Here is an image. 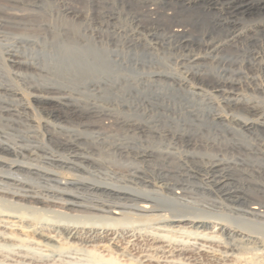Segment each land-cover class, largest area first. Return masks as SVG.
Segmentation results:
<instances>
[{"label":"bare ground","instance_id":"1","mask_svg":"<svg viewBox=\"0 0 264 264\" xmlns=\"http://www.w3.org/2000/svg\"><path fill=\"white\" fill-rule=\"evenodd\" d=\"M18 1L7 0V4H18ZM248 1L238 0L237 3L241 4L238 8L264 10V0H258L254 7H250ZM187 2L142 1L149 8L155 4L164 6L162 11L158 9L172 23L170 34L166 35L170 40L180 38L189 30V23L182 21L185 16L182 9L197 3L192 0ZM65 3L62 1L61 14L66 19L78 20L87 13L78 7H67ZM100 4L98 1L96 5ZM107 8L103 7L104 10ZM113 14L108 10L101 12L99 22H96V15H93L95 19L85 17L84 21L89 25L85 29L89 31L91 53L89 55L88 50L81 51L76 47L75 56L71 58H74V63L86 59L90 64L96 61L111 64L117 68L114 72L124 77V73L120 72L125 65H137V59L130 58L131 52L125 50V44L121 45V49L115 42L116 49L109 46L111 34L115 32L109 30L116 18L112 17ZM150 19L155 20L153 17ZM5 23V19H0V37L5 34L4 29L9 30L7 27L3 29ZM94 24L100 25L96 27ZM114 28L115 36L123 35L128 40L127 31L117 26ZM71 35L74 37V34ZM226 42L221 45H218L220 42L216 43L218 46L211 50L218 53ZM14 45L8 44L4 46V51L0 50V63L3 66H0V70L5 68L6 72V75L0 72V200L3 202L0 222L11 219L10 224L27 232L30 245H43L49 253H40L41 250L35 252L28 242V249L24 244L20 245L23 246L21 248L7 240L10 237L0 229V264H125L117 259L115 262L105 261L87 249L89 246L98 248L103 241H113L110 245L113 246L117 239L130 244V251L120 254L132 261L130 264H264V107L258 98L255 99L257 95L254 98L241 93L244 88L254 93H264V82L243 84L227 80L224 84L213 85V90L221 95H218L221 102L210 91L209 95L203 94V90L191 93L193 97H207L208 103L213 106L217 104L222 112L217 110L219 108L213 109L211 116L213 121L223 123L221 126H195L197 124L190 125V121V124L183 125L185 122L180 124L181 118L177 120L169 116L166 119L175 125L159 126L152 124L154 121L139 119L157 115L154 102L149 97L136 96L151 109L147 106L140 108L141 105L131 107L126 101L127 97L123 106L129 107V110L120 112L119 109L100 105L98 102L104 97L78 92L66 86L67 83L53 81L48 75L43 76L46 79L42 80L44 83H40L37 77L29 76L32 83L27 84L30 85L27 94L35 100V106L32 105L31 100L25 97L26 93H22L15 79L8 74L20 77L17 70L28 68L41 73L47 69L49 75L56 76L55 68H61L62 64L56 65L57 60L54 62L48 58L50 54L29 57ZM197 56L193 50L186 55L192 61L202 58ZM40 58H45L44 63L38 62ZM90 59L92 62H89ZM8 67L16 71L9 69L7 73ZM104 71L110 74L112 68H105ZM42 75L39 74V78ZM104 76L94 81L98 85H107L111 80ZM180 82L186 87L189 84L186 77H180ZM67 88L71 90L69 95H59V91ZM200 110V107H193L183 113L197 115ZM132 114L140 117L134 116V119L130 117ZM46 216L48 218L45 219ZM58 238L65 240L70 249L74 247L75 255L82 253L95 261L71 257L72 252L65 251V245Z\"/></svg>","mask_w":264,"mask_h":264},{"label":"rangeland","instance_id":"2","mask_svg":"<svg viewBox=\"0 0 264 264\" xmlns=\"http://www.w3.org/2000/svg\"><path fill=\"white\" fill-rule=\"evenodd\" d=\"M16 1H18V0H16ZM62 1L67 3V4L65 3L67 7H72V8L78 7L80 9H83L82 11L87 12L85 14H88L89 16L84 14V16L79 18L78 20L77 19H68V18L66 19V18H64V16L62 15L63 13L61 14V12H63L62 11V9H63ZM79 1H81V2H79ZM98 1L101 3L100 5H96L98 3ZM107 1L109 3L106 2V0H68V1L67 0H30V1L29 0H19L18 4L14 3V2L7 4V0H0V17H1L0 19H5L7 21V23H5V25H4L5 27L3 26V29L6 27H7L6 29H9L8 31L4 29L5 34H3L0 37V42H1L0 50L2 49V51H4V49H5L4 46H7L8 44L9 45L15 44L14 46L15 47L17 46L16 47L17 49L19 48L20 51L24 52L29 57H36L37 58L38 55H42V56L47 55L48 56L50 54L48 58L53 59L54 62L57 60L55 62L56 65L62 64L61 68H57V69L55 68L56 76L55 75H53V76L49 75L47 73L48 72L47 69H46V71H44L45 73H43V72L41 73V71H39V70L21 68V69L17 70V73L20 74L21 76L17 77L16 75H14L12 73L10 74L8 72L10 70L16 71V69H12L9 67L6 68L7 73H9L8 76L11 79H13V78L15 79V80L14 79L13 80L16 82L15 84L21 89L22 93L27 94V92H29L28 87L30 85L27 86V84L32 83V79L30 78L31 76L32 77L34 76L35 79L37 77V80L40 83H44V81L46 79H43L44 78L43 76L48 75V76H50L51 79H53V81L57 80V81L65 83V84L67 83L66 86L75 88L78 90V92L81 91L84 93L86 92L85 93L86 95L88 93V95H96V96L98 95L99 97H104V98H101L100 99L101 101L98 102L100 105H102L104 107L107 106L110 109H116V110L119 109L120 112H124V111L129 110V107L123 106V105H125L127 100L129 101L128 103L131 107L132 106L137 107V106L141 105L140 108H142L143 106L144 107L147 106L148 109H151L152 108L151 106L147 105V103L145 104V102L143 104L139 98H136V96L137 97L143 96V97L151 98L152 101L154 102L153 106L156 107L155 112L157 113V115L156 114H153L152 116L147 115V117H149V118H147V117L144 118V117L139 116L140 117L139 118V117H137V115L132 114V115H130V117H132V118L135 116L136 118H139V119L143 118L144 120L147 119L148 121H154L152 124L159 125V126L175 125V123H173L172 121H169V119H166V117L169 116V117H173L177 120H179L181 118L180 124H183L185 122L183 125H188V123L190 124V122H192L190 125L197 124L195 126H201L202 125V127H205L208 125L216 126V124L218 126L223 125V123L218 122V120L213 121L212 116H211V114L214 112V110L219 108V107L217 106V104H214V106H213V104L208 103L209 100L207 99V97H203V96L193 97V96H191V93H194V91L197 92V91L203 90V94L209 95V91H210V94L212 93L211 95L214 97L217 96L215 98H217V100L219 99L218 101L221 102L220 101L221 97L218 98L219 97L218 95H220V94H218L217 92H215L213 90V88H212L213 85L224 84V82H226L227 80L229 82L233 80L232 82L243 83V84H248V83H252V82H253V84H256V83L264 82V10L259 11L254 7V6H256V3L258 0L248 1V3H250V7L251 6L254 7V8H251V11L238 8L241 5L240 3H237L238 0H234V1H230V0H228V1L227 0H220V1L219 0H197V1L192 0V2L194 1L197 3L196 4L197 6L196 5H193L192 7L187 6L186 9H182V11H183L182 13L185 15L184 18H182V21L184 20L185 22L189 23V30L187 31V33L185 35L181 36L180 38H172L171 40L169 38H167L166 35L170 34L169 30H170V25L172 23L170 21H168L167 19H165L161 15L160 10L162 11L161 8L164 7L163 5L161 6L159 4L158 5L155 4V5L151 6L152 8L151 7L149 8V7H147L146 4L142 3L143 0H140V1L139 0H133V1L132 0H130V1L129 0H107ZM153 1L156 2V0H153ZM186 1H188L187 3H189V1H191V0H186ZM137 2H140V3H137ZM41 3H42V5H41ZM83 3H85V5ZM89 3H90V5H89L90 7L88 6ZM6 4H7V6H6ZM10 4H11V6H10ZM33 4L35 5L36 8L34 7ZM105 4H106V6H105ZM108 4H110V6ZM234 4H235V6H234ZM244 4H247V3L245 2ZM26 5H29V6L25 7ZM54 5H55L57 10H55ZM114 5H116V6H114ZM30 6H31V8H28ZM58 6H60V7H58ZM103 7L104 8L109 7L106 10L113 12L114 16H112V17L117 18V19L114 18V20L112 21L113 22L112 26L109 30L110 31L113 30L111 32L115 31L114 33H116V30L114 27L115 26L121 27L120 29H124L125 31H127L126 37H128V40H126L127 38L125 39L123 35H121V36L116 35L115 36V34L113 33V34H111L112 40L110 41L109 46L113 49H116L117 47H115V45L117 44L116 46H118V49L119 48L121 49V45L125 44V46L127 47V48L124 47L125 50L128 49V50H130L129 52H131L129 55L130 58H136L137 59L136 60L137 65H130V64H127V66L125 65L122 72H120V73H124V77L117 75V73L114 72L117 68L115 69V67H112L111 64L103 63V62L101 63L98 61H96V63L94 62V64H92L93 62L91 59L89 60V62L90 61L92 62L91 64L88 63V61L86 59H83V61L81 60L80 62L78 61L79 63L78 62L74 63L73 62L74 60L72 61V59H74V58H71V57L75 56L76 47H77V49L79 47L81 49V51H87L88 50L87 53H89V55H90L91 50L89 49V46H91L92 44H91V40L89 42V39H90L89 31L86 30V29H88L89 25H86V22L84 20H85V17H90L93 19H95L97 17L96 22H99L98 21L99 15L101 14V12L106 11L103 9ZM154 7H155V9H154ZM5 8H7V9H5ZM32 8H33V10H31ZM117 8H119V9H117ZM17 9H18V12H17ZM21 9H23V10H21ZM24 9H26L27 11ZM37 9H39V11H37ZM7 10H9V11H7ZM40 10H41V12H40ZM97 10H99V12ZM117 10H118V12H117ZM155 10L157 12H155ZM3 11H4V13H3ZM21 11L23 12V13H21L23 16H25V13H26V16H29V17H26V16L23 17L21 14L19 15V12H21ZM57 11H59L60 13ZM114 11H116V12H114ZM7 12H8V14H7ZM153 12H154V14H153ZM234 13H235V15H234ZM13 14H14V16H13ZM51 14H52V16H51ZM1 15H4V17ZM17 15H19V16H17ZM93 15L94 16L96 15V17H94ZM102 16H104V15H102ZM15 17H21L22 19L17 18L18 19V22H17V19ZM150 17H153L155 20H151ZM38 19H39V21H37ZM28 20L29 21L31 20V21L29 22ZM152 21L153 22L155 21V22L153 23ZM25 22H26V24H25ZM27 22H29V23H27ZM49 22H50V24H48ZM20 23L21 24L23 23L22 26L20 25ZM51 24H52V26H51ZM67 24H68V26H67ZM8 25L10 28L8 27ZM36 25L38 26V28ZM99 25L100 24H98V26H97V24H94V26H96V27H99ZM135 26L136 27L138 26L137 27L138 29ZM16 27L19 29V31H16V30H18ZM66 27H68L69 30L72 29L75 31H72V30L69 31ZM14 28H16V29L14 30ZM21 28L24 30H20ZM39 28H40V30H39ZM44 28H46V29H44ZM55 28L57 29V31ZM254 28H256V29H254ZM12 30H14V31H12ZM36 30H38V31H36ZM58 31H60V32H58ZM84 31H86V33ZM117 31L119 32V30H117ZM139 32L142 35L139 34ZM6 33H7V36H6ZM32 33H34L35 35ZM71 34H74L75 38ZM84 34L87 36V38ZM123 34H124V32H123ZM133 34H136V35H133ZM231 34H233V36ZM44 36H45V38H44ZM136 36H138L139 39ZM5 37H7V38H5ZM28 37H32V38H28ZM33 37H34V39H33ZM56 38H57V40H56ZM79 38H80V40H79ZM83 38H84V40H83ZM35 40H37V41H35ZM85 40H86V42H85ZM149 40L152 43L149 42ZM146 41H148L149 43ZM205 41L208 44H206ZM171 42H173V43H171ZM223 42H226V45L224 47H221L220 50L222 52L220 50L218 53L216 51H212L215 48V46L221 45ZM52 43H54V44H52ZM73 43L75 46L73 45ZM168 43H170L171 45ZM216 43L217 44L219 43V44L217 45ZM20 44H21V47H20ZM77 44H78V46H76ZM38 45H40V46L38 47ZM57 45H59L60 47ZM65 45L67 48L65 47ZM70 45H71V47H70ZM208 46H209V48H208ZM143 47L145 50L143 49ZM225 47H227V49ZM189 48H190V50H189ZM27 49H29V50H27ZM41 50H44V51H41ZM89 50H90V52H89ZM192 50L195 52V54L198 55L197 57H202V58L197 59V61L196 60L192 61L191 58L188 59V57H186V55L189 53V51H192ZM31 52L34 54H32ZM39 52H41V53H39ZM185 52H186V54H185ZM180 53H182L184 56ZM58 54H59V56L56 59ZM64 54H67V55H64ZM202 54H204L205 56ZM178 58L181 60H179ZM43 60H42V58H40V61H38V62L44 63ZM187 61L190 62L191 65ZM70 62H71V64H70ZM180 62H182L183 64ZM192 64L194 67L192 66ZM69 65H72V67H68ZM0 66H2V63H0ZM109 67L112 68V71H110V74L104 71L105 68H109ZM162 69H164V70H162ZM172 69L175 70V72ZM1 70H0V72L6 75L5 68L1 69ZM58 70H60L59 71L60 73H57ZM177 70H178V73H177ZM103 71L106 73V76H104L105 73L104 74L102 73ZM130 71H131V73H130ZM169 71H171V72H169ZM23 72L24 73L26 72V74H24ZM140 72H141V74H140ZM39 74L40 75L43 74L41 78H39L40 77ZM159 74H161V77L159 76ZM202 74H204V76ZM142 75H143V77H142ZM205 75H207V76H205ZM103 76L108 77L111 80V82L110 81H109V83L107 82V85H104V84L98 85L99 83H97L94 80L98 77L100 78ZM178 76H179V78H177ZM22 77L25 78V80ZM127 77H128V79H126ZM180 77H181V79L186 77L189 80V84L187 87H186V85L184 86L183 84H180L181 83ZM17 78H19V80ZM2 79H4V78H2ZM116 79H118V80L116 81ZM42 80H44V81L42 82ZM150 80H152V82ZM198 82H199V85H198ZM170 83H171V85H170ZM108 84H110V85L108 86ZM227 86L230 87V84H228ZM188 87H191V88L189 89ZM208 87H210V88H208ZM234 88H237V87H234ZM230 90H232V89H230ZM31 92L35 93V91H30V93ZM70 92H71V90L69 91V89L67 88V89L59 91V95H63V94L69 95ZM75 92H77V91H75ZM187 92H190V93H188L189 96L187 95ZM236 92H238V91L236 90ZM238 93H240V91ZM241 93H244L246 96H250V97H254V98L257 95L255 99L258 98L257 100L259 102H261L262 106L264 107V93L263 92L262 93H254V92L244 88V90H241ZM26 94H24L25 97L30 99L31 104L35 106V100H33V98L31 96L29 97L28 94L27 95ZM106 96H107V98H106ZM121 96H122V99H121ZM127 97H129V98H127ZM105 99H107V100H105ZM125 99H126V101H125ZM135 100L137 102L138 101H140V102L137 103ZM142 100H144V98H142ZM193 100H195V101H193ZM217 100L215 102H217ZM115 102L116 103L118 102V103L116 104ZM222 106L224 107V105H222ZM193 107L194 108H196V107L201 108V110L199 111V114L191 115L189 113L188 114L183 113V112L189 111L190 109H193ZM171 108H172V110H170ZM173 109H174V111H173ZM224 109L226 110L225 107H224ZM217 110L222 112V110L220 108ZM180 111H181V114L179 113ZM135 117H134V119H135ZM251 118H254V117H251ZM182 120H184V121L182 122ZM158 121L160 122L159 124H158ZM167 122H169V123H167ZM236 127H238V126L236 125ZM0 204H1L0 206H2L3 202L1 201ZM2 207H0L1 210L3 209ZM1 210H0V212H1ZM1 214H2V212L0 213V217H1ZM1 218H3V217H1ZM44 218L46 219L48 217L46 216ZM10 220L8 219V222H0V225H2V226H0V229L1 230L3 229L2 232L5 231V233H7L6 236L10 237L7 240H9L11 243L13 242L16 245H19V247H21V248L23 246H20V245L24 244V246L27 249H28V246L33 247V249H35L34 250L35 252L36 251L38 252L41 250L40 253H45V252L49 253V251H46L48 249L45 248L43 245H40V244L30 245L29 241H27L28 240L27 232L20 230V228H18V226L13 225L12 223L10 224ZM7 227H8V229H7ZM148 230H151V229H148ZM11 237H14L15 239H13ZM24 239H26V240L24 241ZM21 240H23L25 243L24 242L21 243L22 242ZM58 240L60 241L61 244L65 245V248H66L65 251L72 252V253H70L71 257H78L79 259H82V260L83 259L88 260V258H89L92 261H95L86 255H85L86 256L85 257L82 253H78L77 255H75L76 252H73L74 247H72L70 249L69 245H66L65 240H62L61 238H58ZM131 240H134V239H131ZM27 242L29 243L28 246H26ZM35 242H37V241H35ZM112 243H113V241H111V242L103 241V242H100V246L98 248H94L93 246H89L87 249L95 252L96 256H99L101 259H105V261L106 260H114V262H115L117 259V260H121V262L125 263V264L132 263V261L127 260V258L120 255L123 251H126V250L130 251V249H131V248H129L130 244H127L124 241L121 242L120 239H117L114 242V245L110 246ZM30 247H29V249H30ZM70 247H71V245H70ZM133 253H135V251ZM145 260L146 259H144V261ZM89 264H92V262H90ZM145 264H148V262H146ZM152 264H156V263H152Z\"/></svg>","mask_w":264,"mask_h":264}]
</instances>
